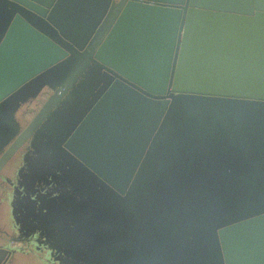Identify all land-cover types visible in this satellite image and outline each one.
I'll list each match as a JSON object with an SVG mask.
<instances>
[{
	"label": "water",
	"instance_id": "water-1",
	"mask_svg": "<svg viewBox=\"0 0 264 264\" xmlns=\"http://www.w3.org/2000/svg\"><path fill=\"white\" fill-rule=\"evenodd\" d=\"M1 192L0 264H264V0H0Z\"/></svg>",
	"mask_w": 264,
	"mask_h": 264
},
{
	"label": "flooded vegetation",
	"instance_id": "flooded-vegetation-1",
	"mask_svg": "<svg viewBox=\"0 0 264 264\" xmlns=\"http://www.w3.org/2000/svg\"><path fill=\"white\" fill-rule=\"evenodd\" d=\"M46 91V92H45ZM50 91L48 89H45L43 91H41V93L39 94L38 98H37V101L39 103V107L40 105L47 99V97L50 95ZM45 98H44V97ZM29 108V106H25L24 109H23V113L22 114H19L21 115V117L18 115L17 117V120L19 122L20 125H23L25 123V121H29L33 116H34V111L33 110H30V111H27V109ZM19 164H20V155H18V153L14 156L12 162L8 165V176L11 175V177L14 175V172L15 170L18 169L19 167ZM2 195V192L0 193ZM0 195V197H1ZM4 209V206L3 204L1 203V199H0V212Z\"/></svg>",
	"mask_w": 264,
	"mask_h": 264
},
{
	"label": "rangeland",
	"instance_id": "rangeland-1",
	"mask_svg": "<svg viewBox=\"0 0 264 264\" xmlns=\"http://www.w3.org/2000/svg\"><path fill=\"white\" fill-rule=\"evenodd\" d=\"M46 92V91H45ZM97 94V91H94V92H92L91 94H90V96L87 98V103H89V101L92 99V98H94L95 97V95ZM44 97V96H43ZM29 106V108L27 109V111H30V110H33L34 112H36L37 111V109L39 108V103L38 102H35V103H33L32 105H28ZM23 109H24V106H21V108H19L18 110H17V116L15 115V118L17 119V117H18V115L19 114H22L23 112ZM74 114V113H73ZM73 114H71L69 117H70V120H71V117L73 116ZM20 117H21V115H19ZM232 221V219H230V218H228L225 222L226 223H229V222H231Z\"/></svg>",
	"mask_w": 264,
	"mask_h": 264
},
{
	"label": "trees",
	"instance_id": "trees-1",
	"mask_svg": "<svg viewBox=\"0 0 264 264\" xmlns=\"http://www.w3.org/2000/svg\"><path fill=\"white\" fill-rule=\"evenodd\" d=\"M45 97H46V96H45ZM45 97H44V98H45Z\"/></svg>",
	"mask_w": 264,
	"mask_h": 264
}]
</instances>
